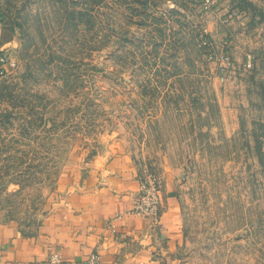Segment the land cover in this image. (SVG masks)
I'll return each mask as SVG.
<instances>
[{
  "label": "rangeland",
  "instance_id": "rangeland-1",
  "mask_svg": "<svg viewBox=\"0 0 264 264\" xmlns=\"http://www.w3.org/2000/svg\"><path fill=\"white\" fill-rule=\"evenodd\" d=\"M163 4L0 0V218L36 222L71 151L117 141L149 172L177 164L186 264H264V94L250 81L226 136L205 25Z\"/></svg>",
  "mask_w": 264,
  "mask_h": 264
},
{
  "label": "crops",
  "instance_id": "crops-1",
  "mask_svg": "<svg viewBox=\"0 0 264 264\" xmlns=\"http://www.w3.org/2000/svg\"><path fill=\"white\" fill-rule=\"evenodd\" d=\"M203 3L164 0L163 6L176 7L179 25L203 24L209 39L228 42L235 69L220 93L221 130L232 137L241 130L242 106L253 100L250 81L264 94V0H218L206 13ZM232 10L242 17L226 22ZM1 29L0 24V35ZM248 55L254 57L250 70L245 67ZM145 166L122 142L73 149L36 222L24 225L0 218V264H45L54 253L60 255V264H88L92 255L100 264H186L179 173L165 153L157 165L162 182L158 220L131 213Z\"/></svg>",
  "mask_w": 264,
  "mask_h": 264
},
{
  "label": "built area",
  "instance_id": "built-area-1",
  "mask_svg": "<svg viewBox=\"0 0 264 264\" xmlns=\"http://www.w3.org/2000/svg\"><path fill=\"white\" fill-rule=\"evenodd\" d=\"M218 0H204L203 12L206 13L211 10L212 5ZM174 6L171 5L170 9ZM226 22L242 17V13L237 10H232L227 13ZM197 43L200 48L205 49V57L208 61L214 63L217 67L218 78L225 82L229 74L234 71L235 64L231 54L228 52V42L216 41L207 37V32L204 29L203 33L197 38ZM254 57L248 55L246 62V69L250 70L254 66ZM14 68L15 63L9 62V58L0 53V79L5 77L8 68ZM162 208V182L160 177L155 173L144 171L140 181V191L138 196L134 199V204L131 213L143 218H150L156 222ZM61 257L58 253L52 254L45 264H60ZM88 264H100L96 255L89 258Z\"/></svg>",
  "mask_w": 264,
  "mask_h": 264
},
{
  "label": "trees",
  "instance_id": "trees-1",
  "mask_svg": "<svg viewBox=\"0 0 264 264\" xmlns=\"http://www.w3.org/2000/svg\"><path fill=\"white\" fill-rule=\"evenodd\" d=\"M2 97H3V96H2ZM8 97H10V98H11V93H9V94L7 95V98H8ZM0 100H1V99H0Z\"/></svg>",
  "mask_w": 264,
  "mask_h": 264
}]
</instances>
